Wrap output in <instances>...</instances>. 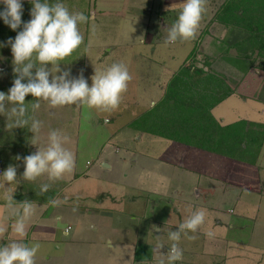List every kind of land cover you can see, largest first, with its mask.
Segmentation results:
<instances>
[{"label":"crops","instance_id":"0c3cea01","mask_svg":"<svg viewBox=\"0 0 264 264\" xmlns=\"http://www.w3.org/2000/svg\"><path fill=\"white\" fill-rule=\"evenodd\" d=\"M22 2V20L27 22L31 19L33 5L30 0ZM47 2L53 4L58 0ZM59 2L64 3L71 12H82L89 19L78 25L84 37L83 43L57 65L49 64V69L52 68L53 72L58 66L62 71L70 69L72 76H79L83 70L84 77L91 85L96 69L103 71L113 63H123L132 79L128 82L127 90L121 94L120 103L126 102L127 110L142 108L136 113L130 112L123 125L117 126L106 137L99 150V165L92 166L88 160L85 168L79 164L73 143L81 138L79 129L87 119L86 112L89 119L98 109L87 105L52 108L43 100L39 101L41 107L35 112L29 108V115L43 122L41 133L36 139L41 147L46 146L48 133L52 130H59L69 137L64 146L74 153V167L56 181H49L47 174L35 181L23 178L24 165L16 157L38 151V146L31 144L34 133L27 127L8 130L7 117L0 114V180L9 165H16L17 179L11 185L15 191L16 206L19 207V203L27 199L35 208L33 216L27 221L25 236H18L12 228L15 221L10 218L3 190L0 189V246L14 241L28 245L39 243L41 247L36 254L35 264H157L153 252L155 245L158 241L164 244L158 255L166 258L173 243L168 239V233L178 230V225L190 215L191 208V211L205 210V222L197 231L181 234L179 247L183 251V259L175 264H264V139L257 152L230 156L131 125L135 117L151 108L165 93V83L184 64L195 45V39L167 42L168 29L178 19L185 0ZM209 3L206 0V5L213 7L205 6L196 37L207 30L199 49L214 56L215 43L211 44L210 39L216 35L213 27L217 25V28H221L219 19L215 17L220 6L217 0L215 4ZM4 7L0 3V11ZM122 18L125 22L117 28L114 23ZM130 25L132 29H129ZM19 30L22 28L12 30L0 18V45H6L0 46V91L8 92L13 86V56L7 41L9 38L14 39ZM136 33L141 36L139 47L132 39ZM172 62L176 63L170 65ZM232 86L234 92L230 95L235 94L247 103L252 102L253 106L257 104L259 115L255 119L262 120L260 115L264 114V100L243 96ZM36 102L31 94L26 97V105ZM117 112L114 110L112 114L105 115L107 122H113ZM213 114L223 125L243 118L250 119L251 116L240 115L233 121L223 122ZM72 125L75 126L70 134ZM76 128L79 132L77 130L74 133ZM124 132L123 137L131 138L128 140L132 143L145 140L158 146L151 152L144 148L125 146L131 149L126 155L123 153L125 141L117 139ZM144 134L166 139H142ZM107 147L112 148V151L106 150ZM117 158L125 162L127 167L131 165L138 169H128L119 180H112L108 188H91L89 179L92 177L96 180L98 177L100 181L103 167L112 166L113 160ZM43 183L51 186L47 192L39 194ZM50 199H59L62 203L53 207L49 204ZM94 211L95 215L92 213ZM87 212L91 215L85 221L75 218ZM57 216L63 217L59 223ZM70 216L73 218H68ZM100 217H103V238L108 239V246L115 250L121 246L120 243H124L128 249L127 255L110 253L104 249L103 253H81L78 250L79 255L69 254V249L75 252L76 245L84 247V240L90 239L84 236L85 232L74 230V226L83 224V228L101 229ZM107 224L121 232L126 228L132 238L119 242L116 236H112L113 232ZM154 226L158 228L154 230ZM66 227H70L71 231L64 236L63 228ZM209 231L215 233L213 238L206 235ZM93 257L97 259L96 262H92L95 261Z\"/></svg>","mask_w":264,"mask_h":264},{"label":"clouds","instance_id":"9594fccd","mask_svg":"<svg viewBox=\"0 0 264 264\" xmlns=\"http://www.w3.org/2000/svg\"><path fill=\"white\" fill-rule=\"evenodd\" d=\"M30 2L33 5L30 10L31 19L25 22L22 20V0H0L5 6L0 11V18L14 31L22 28L14 39L9 38L7 41L12 51L15 78L8 92L0 91V114L7 117L8 130L27 127L34 133L31 144L37 145L38 151L24 157H16L23 162V178L35 181L47 174L49 181H56L70 173L74 167V153L64 146L69 137L59 130H52L48 133L46 146L41 147L36 139L41 133L43 122L29 115L26 97L31 94L37 101L30 105L32 112L40 109V100L48 102L52 108L87 105L89 108L107 111L118 107L121 94L127 90L132 77L123 63H113L103 71L96 69L91 78V85L84 77L83 70L79 76H72L70 69L62 71L59 66L53 72L52 68L49 69V64L57 65L83 43L84 37L78 25L87 22L89 17L82 12H71L59 0L53 4L47 0ZM205 5L206 0H185L178 19L168 29L167 42L195 39ZM25 80L27 82H24ZM2 177L0 189L3 190V199L10 218L15 221L12 228L18 236L23 237L26 234L27 221L33 216L35 208L27 199L20 202L19 207L16 206L15 191L11 188L17 179L16 165H9ZM6 184L10 186L6 187ZM50 186L49 183L41 184L39 194L47 192ZM61 203L59 199L49 200L53 207ZM189 211L190 215L178 225V230L168 233V239L173 243L166 258L158 255L164 244L158 241L155 245L153 252L157 264H175L183 259V251L179 247L181 234L187 235L188 231H197L204 224L206 217L203 209L191 211L189 208ZM62 219L61 216L56 217L58 223ZM157 228L158 226H154L153 229ZM70 231V227L63 228V235L67 236ZM206 235L213 238L215 233L209 231ZM40 247L39 243L28 245L17 241L0 246V264H35Z\"/></svg>","mask_w":264,"mask_h":264},{"label":"rangeland","instance_id":"374dc122","mask_svg":"<svg viewBox=\"0 0 264 264\" xmlns=\"http://www.w3.org/2000/svg\"><path fill=\"white\" fill-rule=\"evenodd\" d=\"M208 1L210 2L209 4H212V2L215 4V0H207V2ZM217 1L219 2L218 7H220L217 11V16L215 17L216 19H219L221 28H217V25H215L213 27L216 33L215 38L213 37L214 39H210L211 44L215 43V57L199 49V44L202 40V37L207 32V30H204L202 34L198 35L195 38V45L193 47L194 50L192 49L190 51L188 58L184 62V65L189 66V69L194 71L195 73L197 70L203 69L206 71H214L216 73L222 74L229 82H231L232 85L236 87L239 94L243 96H248L253 99L261 98L262 100H264V31H259V29L252 30L250 28L251 24L253 25V27L257 25L258 27H264V0ZM208 7L213 6L210 5ZM253 15L255 17H253ZM124 22L125 19L122 18L120 20H116L114 24L117 28H120L124 24ZM129 29H132V25H130ZM140 37L141 36L139 33H136L132 36L133 42L138 47L140 43ZM0 52L2 54V50H0ZM175 63L176 62H172L170 63V65ZM168 82L169 81L165 83V91L167 89ZM176 82L174 83L176 84ZM178 86L181 88H186V84L181 81L178 82ZM194 87L202 88L203 85L201 83H194ZM163 95L159 98V100L163 97ZM143 99L144 97L142 98V100ZM213 100L214 99L210 96L209 99H207V101ZM256 106H253L252 102L247 103L246 100L234 94L232 96L230 95L226 97L220 103L215 105L213 112L223 122L233 121L240 115H251L249 116L250 119L243 118L247 121V133L244 135L245 139L247 137H252L250 139H260L261 131H264V114L260 115V118L262 120L257 121L255 118H257L259 113H257L256 111V108L258 109V105L256 104ZM127 107L128 104L126 102H121L115 109H110L107 111L98 109V111L95 110L96 114L90 116L89 119V114L86 112L85 118L87 119L84 121V123L82 122V125L79 129L81 138L76 139V142L70 140L71 142H74L73 149L78 155L80 166L82 165L83 168H85L89 163L88 160L91 164H93L92 166L99 165L98 154L99 150H101L103 144L107 140L106 137L109 136L112 133V130L116 129L117 126L123 125V123L129 117L130 112L136 113L142 108L140 107L136 110H132L131 108L130 110H127ZM114 110H117L120 113L117 112V118L113 122H107L106 117L104 116L112 114ZM256 122H258V125H256ZM74 126L75 125H72L70 127V134ZM77 130L78 128L74 130V133H77ZM125 132L122 134L121 137L118 136L117 139H122L123 142L125 141L123 153L126 155H128L129 151H131V149L129 150L127 148H144L147 152H151V150H154L158 146L156 144L154 146L151 141L147 142L145 140L138 141V143H132L130 140H128L131 138L123 137ZM158 138L166 139L165 137L155 136L152 134H144V136L142 137V139ZM75 146L77 150H75ZM125 146H127V148ZM106 150L112 151V148L107 147ZM124 163L119 158H117L116 160H113L112 166L103 167V176L101 177L100 181H98V177H96V180L92 177L89 179L91 188H108L110 187L111 181L119 180L122 177L123 173L129 170L132 171L134 169H138L137 167H132L131 165H128L127 167ZM92 213L93 215L96 214L95 211ZM89 215H91V213H82V216L81 214L76 215L75 218H80V221L82 222L83 220L85 221ZM68 218L73 217L70 216ZM100 220L102 221L101 229L93 227L83 228V224L74 226V230H81L85 232L86 235L84 236L90 239L84 240V247L76 245L75 252L69 249V254L77 253L79 255L78 250L81 253H94L96 251L103 253L104 249L110 253L127 255L128 249L124 243H120L121 246L119 245L115 250L108 246V239L103 238V217H100ZM107 227L112 230V236H116L119 239V242L124 239L126 240L127 238H132L129 237V233H127L128 231L126 230V228H124V231L121 232V230L115 228L113 229V226L111 224H107ZM81 235L83 236V234ZM92 260H95L92 262L97 261V259H95L94 257Z\"/></svg>","mask_w":264,"mask_h":264},{"label":"trees","instance_id":"16d2710c","mask_svg":"<svg viewBox=\"0 0 264 264\" xmlns=\"http://www.w3.org/2000/svg\"><path fill=\"white\" fill-rule=\"evenodd\" d=\"M250 28L264 31V27L258 25L251 24ZM180 81L186 88L178 86ZM194 83H201L203 87L195 88ZM233 92L234 87L222 74L203 69L195 73L182 64L169 80L163 97L135 117L131 125L225 155L257 152L264 131L260 139H245V119L222 125L211 110ZM209 96L214 100L207 101Z\"/></svg>","mask_w":264,"mask_h":264}]
</instances>
